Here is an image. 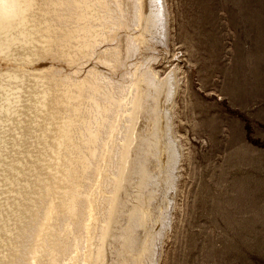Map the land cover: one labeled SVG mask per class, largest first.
Returning <instances> with one entry per match:
<instances>
[{"label": "rangeland", "instance_id": "374dc122", "mask_svg": "<svg viewBox=\"0 0 264 264\" xmlns=\"http://www.w3.org/2000/svg\"><path fill=\"white\" fill-rule=\"evenodd\" d=\"M73 1L95 12L80 24L81 44L75 59L74 50L67 54L60 47L56 61H49L60 68L50 64L43 71L38 69L43 58L32 67L36 79L46 75L48 81L52 80L50 67L57 69L52 76L54 83L57 78L61 82L57 86L59 92L64 90V97L55 103L70 99V94L75 97L70 99L72 104L58 102L68 106L65 110L61 106L59 113L70 120L64 115L61 125L65 126L60 125L57 138L44 144H51L57 153L43 193L45 210L55 199L58 232L63 234L54 264L68 263L74 249L83 245L88 196L96 189V196L101 194L98 190L110 194L118 158L128 142V127L135 122L136 133L146 127L144 112L136 120L132 116L130 94L139 81H144L141 88L146 86V100L153 103L147 114L155 115L160 96L172 106L163 125L168 158L155 176L146 162L152 156L154 164L156 149L144 143L134 171L138 175H133L130 187L121 188L114 221L122 220L105 263L155 264L161 247L158 264H264V0H160L161 14L157 13L158 0L157 4L146 0L148 20L142 26L145 35H138L140 46L133 37L139 23L136 0H64L76 6ZM70 32L68 28L60 36L70 37ZM72 46L67 50L72 52ZM155 79H159L157 84ZM66 80L75 84L80 80L79 86L74 84L77 89L72 90L74 85L70 82L69 88ZM124 102L130 107L127 112L119 106ZM125 113L130 116L128 121L121 118ZM117 116L122 121L110 140ZM43 118L48 122V117ZM168 121L173 124L175 143L168 138ZM106 151L116 156L105 159ZM100 173L105 174L100 177ZM125 178L132 181L131 171ZM51 191L56 198H50ZM137 201L145 203L138 207ZM101 203L93 242L96 248L108 201L102 196ZM145 209L142 224L139 217ZM33 213H25L28 224Z\"/></svg>", "mask_w": 264, "mask_h": 264}, {"label": "bare ground", "instance_id": "6f19581e", "mask_svg": "<svg viewBox=\"0 0 264 264\" xmlns=\"http://www.w3.org/2000/svg\"><path fill=\"white\" fill-rule=\"evenodd\" d=\"M147 1L149 2L150 0ZM136 2V6H139V8L137 7L138 14L136 16V19L138 20L137 22L139 23L137 25L138 27L135 28L137 30V34H134L133 37L138 40V46H140V41L142 39L140 37L138 38V35H145L142 26L148 20L146 18L149 8L147 5H145L147 3L146 0H136ZM73 4H76V2L73 1ZM155 4H157L156 0ZM65 5L66 2H64V0H42V2L41 0H0V264H54L56 263V256L58 258L57 248L60 246V244L63 246L61 240V236L63 234H59L58 232V223L56 219L57 211L54 208V205H52L55 199H52V203L47 207L48 210L44 209L45 202L47 200L43 198V193L46 190L45 181L46 177L49 176L51 174L50 172L53 171L52 163L53 160H55V156L57 154L56 151L54 152L51 144L50 146L48 144L46 147L44 146V144L48 143L49 141L51 142L52 140H55L57 138L56 136L57 132L59 131L58 129L62 124L61 121H64L62 117L65 115L64 113L63 115L60 114L62 112L59 113V111L61 110L60 107L64 106V109L66 108L65 105L67 103H71L70 99L72 97V94H70V99H68L69 97H65L66 99H68V101H66L65 98H62L64 97L62 95L64 94L62 93L64 90H61V92H59L60 89L58 90V88L60 87V85L57 86L58 78L54 83L55 78L53 80L52 76V73L60 67L55 63V66L52 65L49 61H54V57L59 54L57 51L60 47L64 52L66 51L67 54H71L75 51V54H72V57H74L75 59V55L77 53L76 50H78L81 44V33L78 31L82 27V22L87 19V17L93 10L90 5H88L90 6L89 11V8L84 10L82 4H76V6L67 4L66 7L68 8H65L66 10L63 11L64 9H62V7ZM158 5L159 8H156L158 10L157 13L161 14L162 5L160 4V0H158ZM81 16H84V18ZM61 28H63V30ZM68 28L71 32L73 31V34H71L72 36H60L62 32H65V30L67 31ZM76 29V32L78 33H74ZM62 44L64 48L63 46H61ZM70 45H73V49H71V51H74L72 52L67 50ZM55 53L57 54L55 55ZM67 54L64 53V55ZM64 55L63 57H65ZM30 58H33V61L29 60ZM41 58H43L45 61L42 60L41 64H37L38 69L43 68V71L44 69L48 68L50 64L54 67H57V69L53 68V70H51L50 67V72L52 71L50 73V78H52L53 80H51L52 82L50 80H46V75L44 78L45 80L43 78L41 80H38L36 79V75L33 73L34 70L32 69V67L35 65L38 59H40V62ZM65 59L67 60H65L66 63H68L69 58ZM47 62L49 64H47ZM57 64L59 63L57 62ZM14 66L18 67V70H16V67ZM69 66H71V64H69ZM127 70L130 71V69ZM39 73L40 75L43 74L41 72ZM59 73L60 72L58 70V74ZM66 73H68V71ZM45 74L48 73L46 72ZM85 77L86 78L84 80H86L85 82H87L88 76ZM158 80L159 79L154 80L156 82L155 84L159 82ZM78 81L76 82L77 84ZM67 82L65 84H67ZM70 82L71 81L68 82L69 88L70 86L72 87V85H70L72 82ZM142 82L144 81L137 82L136 86L133 87V91L130 96H132L131 100L133 101V118H135L136 120L137 116H141V113L144 112L145 118L143 119V123L145 121L147 122L148 120V122L146 123V127L144 131L142 130L143 132L141 131L140 133H136L135 127H133L135 122L131 124L130 127H128L130 128V132L128 134L129 136L127 138L128 142L126 143V145L124 144V151L121 152L120 158H118L119 167L117 165V174L112 177L113 183L112 188L109 191L110 194L105 195L101 190H98L97 192L101 194L100 196H96L94 194V191H96L97 189L90 191V194L88 196L89 202L87 206L88 209L86 214V223L83 225V231L81 234L83 245L80 247H76L77 249H74L75 252L73 251L71 253V256H69L68 258L69 262L66 264H106L105 261L108 260V256L111 252V250L109 252V248L111 247L110 241L113 235L117 233V227H119L118 224L122 220H120V217L117 224L114 221V218L117 217V205L119 204V198L122 194L121 188L123 185L124 188L125 186L127 188L130 187V184L133 183V175H138L134 173V171L135 169H138V166L140 164L139 158L143 154L144 143L151 149L153 146L156 149V155L153 158L155 160L154 164L152 163V156H150L149 158L147 157L148 159L146 163L149 164V167L151 168V170H149L152 171L151 173H155L154 175L157 176L158 172L167 163L166 161L168 158V149L165 145L166 134L163 130V128H165V126L163 127V125H165L166 123L164 116L167 113L171 112L172 106H168L165 103L166 101L161 99L160 97L162 96H160L159 100L156 102L157 106L155 109V115L151 113L147 114L148 110H150L151 106H153V103L146 100L147 89L146 86H144L145 84H143L144 88H141ZM60 83L61 82H59V84ZM72 84L74 85L75 83ZM75 85L74 87H72V90L76 88ZM81 86L83 87L85 85L82 84ZM61 87L65 89L64 85L62 86V84ZM67 91L68 89L66 90V92ZM77 92L78 91H76V93ZM67 93L66 95H69ZM72 93L75 94V92ZM60 96H62L61 98L63 100L58 99L57 101L60 102L61 100L62 102L64 101V103L67 102L66 104H60L58 102L55 103L56 99ZM72 98H75L74 95ZM127 102L119 105L121 107L124 106L122 110L125 111L123 112H127L128 108H130L126 106ZM69 107H71V105H69ZM148 107H150V109ZM119 113L121 114L120 111ZM59 114L62 116H60ZM70 116L72 117V114ZM120 116L119 118L117 116L118 119L116 120L117 122L115 123L112 130L110 140H112V135L118 132V125L122 121L123 117H126L125 120L127 121L130 118V116H127L126 113L125 115L123 114L121 120ZM43 117H48V122L47 119H44ZM67 119L70 120V118L66 116L65 120ZM46 126H48L47 130ZM64 126L65 125L63 124L62 127ZM127 126L128 124H126V127ZM172 126V122L168 121V138L170 140V143H175L176 140L174 139V133H172ZM115 129H117L116 132L114 131ZM59 133L60 131L58 132V135ZM137 137H139L140 139ZM135 140L137 146L135 144ZM110 146H113V143H111ZM106 147L107 146H105V149ZM92 149L93 148H91V150ZM108 149L110 148H107L106 150ZM101 153L104 154L105 152L102 151ZM106 153L107 155H104L105 159L109 158V155L111 154L109 153V151H106ZM111 156L115 157L116 155H110V158ZM88 159L89 158H87L86 161H89ZM129 171H131L132 174L131 182H127V178H125L126 173H129ZM105 173H100L99 176L101 177V175ZM102 180H104V178ZM47 182L49 183V181ZM55 184H57V182H55ZM50 190L51 189L49 188V191ZM49 195L50 198H56L54 191H51ZM102 196L105 200L108 201L105 212V217H107L106 220L105 217H102V219L104 218V223L102 225L103 229L102 232L101 230H99V236H101L102 238L100 237L101 241L98 242L96 248L95 245H93V242L94 235L96 234L95 231L98 227V217H100V214H102L101 211L98 215V211L102 206V203L99 205ZM142 200L143 199H141V201ZM139 203L137 201L138 207ZM143 203L145 202H142L140 204L143 205ZM138 207L136 208L135 206L136 210L138 209ZM26 212L30 214L34 212V219L31 218L32 221L31 224L29 223L30 226H28V221H26ZM146 216L147 210L145 209V212L143 211L142 215L139 217L141 218V220H143L142 224L146 222ZM42 217L45 218L44 221H42L43 223L41 222ZM106 221H108L109 223ZM40 222L41 229H38L40 226ZM105 225L107 227L104 230ZM26 226L28 227L26 228ZM38 244H42V247L40 249H38ZM160 249L161 247H158L159 252H157L155 264H158L157 262L162 250ZM48 258L55 259L53 261H49ZM61 264L64 263L61 262Z\"/></svg>", "mask_w": 264, "mask_h": 264}]
</instances>
